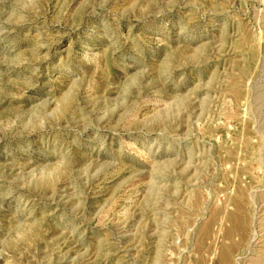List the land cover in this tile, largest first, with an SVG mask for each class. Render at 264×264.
Masks as SVG:
<instances>
[{
  "label": "rangeland",
  "instance_id": "obj_1",
  "mask_svg": "<svg viewBox=\"0 0 264 264\" xmlns=\"http://www.w3.org/2000/svg\"><path fill=\"white\" fill-rule=\"evenodd\" d=\"M0 264H264V0H0Z\"/></svg>",
  "mask_w": 264,
  "mask_h": 264
}]
</instances>
